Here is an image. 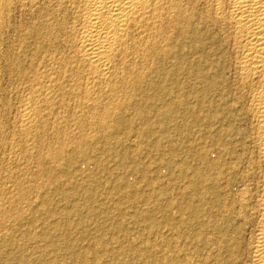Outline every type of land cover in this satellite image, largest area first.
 <instances>
[{"label": "bare ground", "instance_id": "bare-ground-1", "mask_svg": "<svg viewBox=\"0 0 264 264\" xmlns=\"http://www.w3.org/2000/svg\"><path fill=\"white\" fill-rule=\"evenodd\" d=\"M172 80H189L182 87L194 89L197 101L147 107L146 90L155 100L171 96L173 88L161 82ZM211 96L219 104L204 102ZM151 113L160 127L182 114L176 125L184 131L206 118L229 122L210 135L224 139L221 156L212 159L206 142L196 144L194 189L184 193L193 218L185 223L199 226L194 241L210 250L191 264H264V0H0V249L14 248L16 231L47 239L31 223L42 211L48 228L51 193L62 183L57 177L82 165L102 167L99 150L112 147L125 149L123 165L131 144L146 140ZM249 146L248 164L259 172L242 175L238 160ZM228 155L229 164L222 161ZM223 168L234 179L222 182ZM131 170L146 175L139 165ZM235 182L236 196L224 197ZM122 184L131 188L128 197L142 193ZM90 193L60 199L78 204ZM137 209L133 216H146ZM94 253L108 256L101 248Z\"/></svg>", "mask_w": 264, "mask_h": 264}, {"label": "rangeland", "instance_id": "rangeland-1", "mask_svg": "<svg viewBox=\"0 0 264 264\" xmlns=\"http://www.w3.org/2000/svg\"><path fill=\"white\" fill-rule=\"evenodd\" d=\"M149 83L152 82L146 80V88ZM161 83L173 88L172 95L155 100V94L146 90L147 107L155 102L161 110L165 103H181V107L191 106L197 101L198 94L194 89L182 87L188 86L191 83L189 80ZM210 100L219 104L215 96L208 97L204 102L208 103ZM156 115L151 113L147 116L146 140L141 144L130 145L132 150L129 148L130 153L123 165L121 158L125 149L116 150L112 147L99 150L98 157L102 167L95 164L82 165L81 172L57 177L62 183L51 193L53 205L51 214L47 217L48 228L44 229L46 216L42 211L34 213L31 223L34 233L41 230L49 233L47 239L45 236L25 238L21 231H16L13 233L14 248L0 249V264H103L112 260L120 264H133L134 261L141 264H191L199 256L204 257L210 250V245L194 241L200 228L185 223L193 217L184 201L187 200L184 193L187 192L189 196L194 189L190 181L192 167L198 159L196 144L206 142L210 158H218L221 156L219 148L224 139H212L210 135L215 136L219 128H227L229 122L224 117L216 120L206 118L203 126L188 123L184 131L176 125L181 122L182 114L174 113L175 119L164 127H160ZM228 115L231 114L226 111V117ZM231 137L240 138L234 134ZM237 149L238 153L242 151L241 146H237ZM113 151H119L118 154L114 153V160L109 159ZM251 151L253 150L249 146L247 156L238 160V171L242 175L259 172L257 164H248L250 156H253L249 154ZM88 155L94 156V152L89 149ZM230 156L223 157L222 161L229 164ZM136 165L146 169L145 176L131 170ZM222 177L224 182L232 179L233 175H229L226 168H223ZM122 182H128L142 193L135 194L133 198L128 197L129 193L126 191L131 188L121 187ZM85 189H89L91 195L88 199H80L78 204L64 203L60 199V193L76 195L78 190ZM236 193V182L231 184L229 190L222 192L226 198L236 196ZM111 195H115L116 200L119 199L117 205L100 202L106 198L111 199ZM137 206L146 211V216L143 213L132 215L137 212ZM118 208H122V214H119ZM204 209L207 211L209 208L205 206ZM221 210L220 214L224 215ZM166 215L170 216L169 220ZM231 215L230 225L236 222L234 215ZM219 221L222 228L228 226L224 216H220ZM20 247L22 250L17 253ZM97 248L104 249L108 256H96L94 249ZM140 253L151 256H125Z\"/></svg>", "mask_w": 264, "mask_h": 264}]
</instances>
